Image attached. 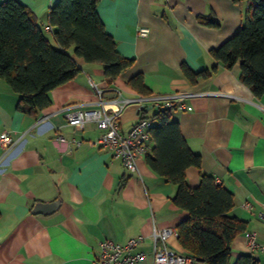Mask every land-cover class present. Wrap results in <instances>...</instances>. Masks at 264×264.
Returning <instances> with one entry per match:
<instances>
[{
	"label": "crops",
	"instance_id": "crops-1",
	"mask_svg": "<svg viewBox=\"0 0 264 264\" xmlns=\"http://www.w3.org/2000/svg\"><path fill=\"white\" fill-rule=\"evenodd\" d=\"M19 1L46 35H53L49 11L58 0ZM248 6L247 0H100L105 30L119 52L134 59L120 76L107 78L101 63L87 62L73 45L68 51L82 70L49 92V105L30 112L18 108L20 94L0 78V135L8 132L17 141L0 171V264H95L100 240L126 242L135 236L144 237L138 249L146 256L133 264H152L153 230L189 218L175 203L177 186L151 169L146 154L139 157L138 170L129 171L99 143L102 130L95 123L78 130L66 122L69 107L98 105L92 79L105 99H129L120 111V130H130L140 116L142 93L128 81L139 73L150 95L206 93L183 100L192 109L172 112L202 159L200 167L187 168V180L196 187L207 172L233 193L231 213L247 226L233 240L232 262L251 253L264 264V248H249L245 235L255 232L264 246L259 216L264 212V95L255 96L240 80V61L228 68L211 55L241 28ZM209 19L220 24L210 25ZM140 27L148 34L141 35ZM184 65L193 71L217 69L191 80ZM155 108L145 102L148 114ZM119 109L109 105L110 111ZM148 144L154 147L152 139ZM55 200L60 204L54 211L34 213L37 203ZM169 246L187 253L178 238L171 237Z\"/></svg>",
	"mask_w": 264,
	"mask_h": 264
},
{
	"label": "trees",
	"instance_id": "trees-1",
	"mask_svg": "<svg viewBox=\"0 0 264 264\" xmlns=\"http://www.w3.org/2000/svg\"><path fill=\"white\" fill-rule=\"evenodd\" d=\"M100 0H58L51 6L49 21L55 46L31 10L19 0L0 2V78L20 94L18 108L36 111L50 104L49 92L75 78L82 70L68 49L87 62H99L107 78L114 79L129 68L134 59L122 55L117 42L104 27L97 11ZM248 9L241 28L211 50L216 61L232 68L240 61V80L255 96L264 95V0H247ZM208 24L218 26L217 20ZM194 80L209 77L217 69L193 71L183 66ZM142 95H150L143 74L129 79ZM145 108V107H144ZM142 118L152 120L154 147L146 155L151 169L177 186L175 203L189 212L178 226L179 241L195 261L207 264H259L251 253H242L232 262V243L246 229V222L233 215V193L218 183L213 174L202 172L193 187L187 180L190 166L200 167L201 155L190 147L180 123L172 116L176 108L156 106Z\"/></svg>",
	"mask_w": 264,
	"mask_h": 264
},
{
	"label": "built area",
	"instance_id": "built-area-1",
	"mask_svg": "<svg viewBox=\"0 0 264 264\" xmlns=\"http://www.w3.org/2000/svg\"><path fill=\"white\" fill-rule=\"evenodd\" d=\"M51 30V27H48ZM141 35H147L149 29L140 27ZM91 84L95 87L99 97L96 107L85 108L81 106L69 107L66 113V122L74 126L78 130L85 128L86 124L93 122L102 133L98 139L99 143L106 147L113 155L120 157L124 166L129 171H137V161L141 155L147 154L150 151L148 141L151 139L152 120L142 118L141 115L127 132L120 130V111L123 104L129 100L127 98L116 97L112 99L104 98V90L99 88L91 79ZM206 94L202 92H174L169 94L157 95H141L139 100L145 107V102L150 101L156 106L163 105L167 108H180L183 110L192 109V106L187 105L183 100L187 97ZM210 94V93H208ZM111 103L120 106L118 111H110ZM0 145L3 153L0 157V171L6 169L8 153L17 145L8 132H3L0 135ZM261 218H264V212L259 213ZM247 244L249 248H264L257 241V235L253 231H246ZM154 249L152 253V264H195L196 261L186 253L175 252L169 246L171 237L179 238V230L177 226L170 225L163 228H156L152 232ZM144 240L143 236H135L128 239L126 242H119L112 238H104L99 241L97 251L94 254L93 261L95 264H133L141 261L146 252L138 249L139 244Z\"/></svg>",
	"mask_w": 264,
	"mask_h": 264
},
{
	"label": "water",
	"instance_id": "water-1",
	"mask_svg": "<svg viewBox=\"0 0 264 264\" xmlns=\"http://www.w3.org/2000/svg\"><path fill=\"white\" fill-rule=\"evenodd\" d=\"M59 204V200H55L52 202H39L35 205L33 211L34 213H49L57 209ZM198 260L202 261L203 259L198 258Z\"/></svg>",
	"mask_w": 264,
	"mask_h": 264
},
{
	"label": "rangeland",
	"instance_id": "rangeland-1",
	"mask_svg": "<svg viewBox=\"0 0 264 264\" xmlns=\"http://www.w3.org/2000/svg\"><path fill=\"white\" fill-rule=\"evenodd\" d=\"M49 39L51 40L52 43H56L55 40H54L53 35L49 34Z\"/></svg>",
	"mask_w": 264,
	"mask_h": 264
}]
</instances>
